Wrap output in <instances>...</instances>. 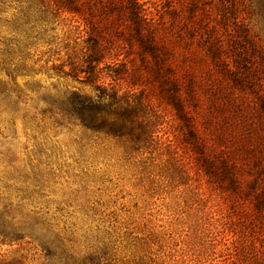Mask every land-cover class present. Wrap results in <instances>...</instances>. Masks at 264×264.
<instances>
[{
  "label": "rangeland",
  "instance_id": "374dc122",
  "mask_svg": "<svg viewBox=\"0 0 264 264\" xmlns=\"http://www.w3.org/2000/svg\"><path fill=\"white\" fill-rule=\"evenodd\" d=\"M145 1L168 21L167 5L181 0ZM50 4L0 0V217L33 240L0 241V264H264V219L251 196L206 175L169 106L159 104V144L139 148L62 110L66 90L96 94L70 66L85 33L78 39L71 14ZM247 16L264 41V0H251ZM121 52L124 64L102 65L103 75H147L149 56Z\"/></svg>",
  "mask_w": 264,
  "mask_h": 264
},
{
  "label": "trees",
  "instance_id": "16d2710c",
  "mask_svg": "<svg viewBox=\"0 0 264 264\" xmlns=\"http://www.w3.org/2000/svg\"><path fill=\"white\" fill-rule=\"evenodd\" d=\"M48 1L71 14L78 39L85 33L82 59L70 66L73 74H86L88 83L80 84L96 94L66 90L62 110L85 129L139 148L159 144V104H166L206 175L251 196L256 217L264 219V41L247 21L251 0H181L178 7L170 1L168 21L155 17L145 0ZM123 50L151 58L147 75L102 74L109 63L124 64ZM104 78L112 82L99 83ZM26 238L33 241L0 217L2 244ZM41 247L55 257L47 244ZM63 264L83 263L67 256Z\"/></svg>",
  "mask_w": 264,
  "mask_h": 264
}]
</instances>
